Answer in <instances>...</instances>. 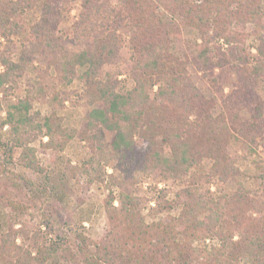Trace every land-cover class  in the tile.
<instances>
[{
	"label": "trees",
	"instance_id": "16d2710c",
	"mask_svg": "<svg viewBox=\"0 0 264 264\" xmlns=\"http://www.w3.org/2000/svg\"><path fill=\"white\" fill-rule=\"evenodd\" d=\"M67 1L0 0V35L8 39L11 35L21 34L20 25L16 22L18 12L37 7L39 15L33 26L34 33L38 38L47 37L51 41L48 33L57 28ZM97 1H82L85 9L82 23L89 22V29L93 30V9L94 13L103 9L99 19L103 25L111 20L114 31L121 26L131 29V41L138 58L133 70L136 87L121 93L112 88L101 91L102 105L92 110L90 118L104 125L113 134L112 145L117 150L124 145L122 142L125 133L122 128L124 124L130 123L132 114L141 118L139 121L144 117L147 121L154 120L152 124L158 123L157 126L154 124L155 129L161 130L163 124H169V128L163 129L165 140L169 144L180 142L178 151L172 149L170 156L157 151L148 155L143 166L145 173L181 178L192 166L206 158L213 161L204 176L207 181L214 178L223 181L233 177L238 169L227 157L226 146L241 137L249 143V149L252 150L264 140V107L255 92L259 79L264 78L263 0H124L121 12H115L116 14L107 0L99 3V6ZM248 22L254 23L255 31L251 35L258 42L253 65H248L245 50L236 45L242 41L241 33L231 28L233 25L244 26ZM182 26L197 32L200 40L197 43L200 49L197 58L200 61H196V66L215 89L228 82L234 74L237 76L236 85L231 92L221 95L225 114L220 117L211 115L210 102L189 80L184 67L180 68V59L169 53V45L180 36ZM103 34L94 33L92 47L73 57L76 67L88 66L84 74L86 77L93 74L106 54H113L110 46L113 45L111 41L114 35L108 36L107 41L98 40ZM105 36L107 35L104 38ZM215 39L223 40L224 45H228L227 49L211 47L210 42ZM193 46L196 48V43ZM163 51L169 54L165 55ZM142 69H147L151 78L154 74L158 76L160 85L152 99L146 94V88H152L156 83L150 82L151 78L148 83L141 81L139 71ZM1 80L3 82L2 78ZM30 101L31 98H27L11 103L5 123L9 126V141L12 146H24L22 166L42 172L36 165L34 149L27 147L28 143L44 134L49 141L42 145L48 147L61 131L52 122L53 118H41L39 113L31 115ZM139 107L141 110L138 111ZM242 111L249 113L248 119L239 117ZM159 115L166 118L165 123H160ZM191 115L194 116L195 123L188 122ZM147 116H151L150 119ZM113 117L117 119L114 121ZM191 123L193 124L190 125ZM175 125L182 128L185 126L184 132H173ZM186 140L189 145L185 143ZM258 178L264 181V173ZM242 191L243 184L238 183L236 193L225 194V199H221L213 197L208 190L193 193L194 190L186 188L184 195L179 197L181 204L185 206L179 217L167 215L152 223H146L139 215V199L134 197V190L122 192L119 208L111 207L112 200L108 202L110 208L107 209V218L110 228L105 236L99 241L79 237L78 258L75 257L73 262L189 264L192 255L197 252L199 264H264V198H250L245 193L242 194ZM160 195L159 199L164 196V192H160ZM159 199L156 202L161 206ZM152 211L158 210L152 208ZM247 212H254L259 217H248ZM47 224L51 225L48 221ZM114 227L118 229L115 230ZM15 233L10 231L0 235V264H32L37 261L36 258L43 261L50 259L54 264L65 262L66 258L60 256V242L53 241L47 247L37 248V256L32 257L30 251L23 250L15 243L9 245L10 240H14ZM207 239L215 240L217 244L192 248L194 242H204Z\"/></svg>",
	"mask_w": 264,
	"mask_h": 264
},
{
	"label": "rangeland",
	"instance_id": "374dc122",
	"mask_svg": "<svg viewBox=\"0 0 264 264\" xmlns=\"http://www.w3.org/2000/svg\"><path fill=\"white\" fill-rule=\"evenodd\" d=\"M82 1L65 2V10L57 28L48 33L51 41L47 37L38 38L34 33L33 26L39 15L37 7L18 12L16 22L20 25L21 34L11 35L8 39L0 35V81L3 79L0 82V235L16 232L9 245L13 242L36 257L37 248L47 247L57 241L61 243L60 256L66 258L65 262L57 264H75L73 259L78 258L79 237L99 241L105 236L110 228L108 202L112 200L111 207L119 208L122 192L134 190V197L139 199V215L146 223L167 215L178 218L185 207L179 197L184 195L186 188L194 190L193 193L208 190L213 197L225 199V194L236 193L238 183H242V194L250 198H264V181L258 178L264 173V140L252 150L241 137L231 141L226 146V155L238 173L223 181L214 178L210 182L204 176L213 161L206 158H202L181 178L162 177L143 171L148 155L157 151L170 156L172 149L178 151L179 148L180 142L169 144L165 140L163 129L169 128V124H163L166 118L160 115V123L163 124L161 130L155 129L154 124L157 126L158 123L152 124L154 120L147 121L144 117L139 121L141 118L132 114L130 123L124 124L122 128L125 133L124 145L119 150L112 145L113 134L104 125L94 122L90 113L101 107V91L112 88L121 93L136 87L133 70L138 55L131 41V29L121 26L114 31L111 20L106 21L105 25L100 22L103 9L97 13L93 9V30L89 29V22L82 23L85 15ZM98 1L97 6L106 0ZM123 1L107 0V3L114 13H120ZM261 8L264 9V0ZM231 28L241 33L242 41L236 45L245 50L248 65H253L258 45L251 35L255 31L254 23L233 25ZM94 33H104L98 38L102 41L114 35L111 41L113 45L110 46L113 54H106L93 74L86 77L84 74L88 66L76 67L73 57L92 47ZM105 34L107 36L104 38ZM195 43L196 48L193 46ZM197 43H200L197 32L182 26L180 36L169 45V53L180 59V68L184 67L189 80L210 102L211 115L220 117L225 114L221 95L231 92L237 76L234 74L228 82L215 89L196 66V61H200L197 58L200 50ZM210 46L224 50L228 45H224L223 40L215 39L210 42ZM162 53L169 54L166 51ZM139 72L141 81H149L151 77L147 69ZM157 77L154 74L150 82L156 84L146 88V94L151 99L160 85ZM255 88L264 107V78L259 79ZM27 98H31V115L39 113L41 118H53L52 122L61 131L48 147L42 145L49 141L44 134L28 143L27 147L34 149L36 165L42 172L22 166L24 146H12L9 126L5 123L8 106ZM150 117L147 116L148 119ZM239 117L248 119L249 113L242 111ZM116 119L112 118L114 121ZM188 122L195 123L194 116L191 115ZM184 128L176 126L172 131L182 134ZM185 143L189 145L187 140ZM162 191L164 196L159 199ZM158 199L161 206L157 205ZM152 208L158 211H152ZM250 215L259 217L254 212H247L246 216ZM215 244V240L207 239L194 242L192 248ZM197 255V252L192 255L189 264H199L200 257L197 260ZM36 259L32 264H54L50 259Z\"/></svg>",
	"mask_w": 264,
	"mask_h": 264
}]
</instances>
